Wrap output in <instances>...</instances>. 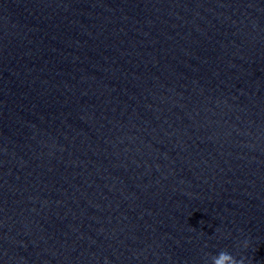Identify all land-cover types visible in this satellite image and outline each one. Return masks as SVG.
<instances>
[{"label": "clouds", "instance_id": "clouds-1", "mask_svg": "<svg viewBox=\"0 0 264 264\" xmlns=\"http://www.w3.org/2000/svg\"><path fill=\"white\" fill-rule=\"evenodd\" d=\"M245 247H247V243H245ZM212 264H244V261L236 259L226 251H221L212 257Z\"/></svg>", "mask_w": 264, "mask_h": 264}]
</instances>
